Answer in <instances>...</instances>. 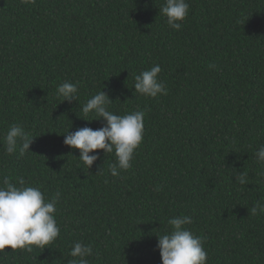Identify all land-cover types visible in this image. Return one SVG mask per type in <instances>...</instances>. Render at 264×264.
<instances>
[{
  "label": "trees",
  "instance_id": "obj_1",
  "mask_svg": "<svg viewBox=\"0 0 264 264\" xmlns=\"http://www.w3.org/2000/svg\"><path fill=\"white\" fill-rule=\"evenodd\" d=\"M187 3L175 30L165 0H0V186L7 177L48 201L61 193L59 237L31 253L6 248L0 264H68L76 242L92 247L89 264H162L158 236L183 215L206 264H264V215L249 211L264 202V0ZM157 64L167 95L134 94L135 76ZM64 82L78 83L77 101L57 95ZM101 91L114 114L145 113L118 177L115 152L96 150L87 169L63 143L102 127L82 112ZM13 125L35 137L33 153L6 152Z\"/></svg>",
  "mask_w": 264,
  "mask_h": 264
},
{
  "label": "clouds",
  "instance_id": "obj_2",
  "mask_svg": "<svg viewBox=\"0 0 264 264\" xmlns=\"http://www.w3.org/2000/svg\"><path fill=\"white\" fill-rule=\"evenodd\" d=\"M24 2L34 4L36 0ZM189 7L187 0H165L159 12L167 17V23L172 29L180 30L182 22L189 14ZM161 71L160 65L157 64L136 75L134 94L151 98L167 95L165 84L159 80ZM56 92L58 96L63 97L62 102L77 101L78 83L64 82L57 86ZM111 101L104 91L89 99L82 106V112L86 116L92 113L99 117L96 120L102 121V127H83L75 132L68 131L63 143L79 150V159L87 169L99 159L96 150H103L105 155L115 152L117 163L110 165L109 170L112 176L118 177L120 170L132 167L135 150L143 141L145 113L137 110L123 116L116 115L108 110ZM34 138L22 126L13 125L5 136L6 152L13 154L17 148L20 155L32 152L30 145ZM256 157L264 166V146L256 152ZM247 177V172H240L235 180L238 184L245 185L248 182ZM18 183L19 187L6 177L3 186H0V254H5L6 248L29 253L33 251V247L44 249L60 235L55 215L61 193L57 192L48 201L39 188L25 186L23 179ZM249 211L252 216L264 215V202L257 201ZM192 222V218L187 215L168 221L172 226L171 232L158 236L157 248L162 264H206L207 252L204 250L202 239L184 227ZM92 254L91 246L76 242L69 253L74 259L68 264H89L87 257Z\"/></svg>",
  "mask_w": 264,
  "mask_h": 264
}]
</instances>
